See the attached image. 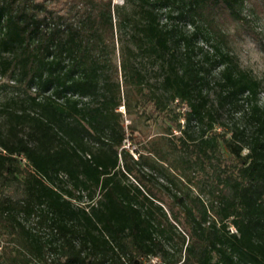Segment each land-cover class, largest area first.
Instances as JSON below:
<instances>
[{"label": "trees", "instance_id": "1", "mask_svg": "<svg viewBox=\"0 0 264 264\" xmlns=\"http://www.w3.org/2000/svg\"><path fill=\"white\" fill-rule=\"evenodd\" d=\"M259 17L0 0V264H264V83L233 48ZM141 97L180 109L146 141Z\"/></svg>", "mask_w": 264, "mask_h": 264}, {"label": "rangeland", "instance_id": "2", "mask_svg": "<svg viewBox=\"0 0 264 264\" xmlns=\"http://www.w3.org/2000/svg\"><path fill=\"white\" fill-rule=\"evenodd\" d=\"M125 0H113L116 4H123ZM246 12H249L248 10ZM263 18V17H262ZM254 18V24L258 30L264 34V19ZM119 45L117 44V48ZM235 52L241 59L242 64L245 67L253 70L254 73L262 79L264 83V49H261L256 42L248 37L240 38L236 40L233 46ZM117 63L119 65V51L117 53ZM155 70V69H154ZM119 81L122 83L123 78L119 76ZM125 93L123 94V102L127 99L126 89L123 88ZM141 104L136 106L133 113L130 115L126 112V108L123 106L119 108V111L123 112L126 124H134L137 127V135L142 140L146 141L159 133H162L165 127L169 126L167 118L175 119V113L180 112V109L172 105L167 111L159 112L155 110L152 104H147L145 98L141 97ZM135 104V102H133ZM183 122V121H182ZM178 134V133H176Z\"/></svg>", "mask_w": 264, "mask_h": 264}]
</instances>
